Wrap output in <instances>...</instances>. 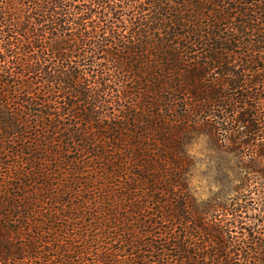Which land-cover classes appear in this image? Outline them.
I'll return each instance as SVG.
<instances>
[{"label": "trees", "instance_id": "obj_1", "mask_svg": "<svg viewBox=\"0 0 264 264\" xmlns=\"http://www.w3.org/2000/svg\"><path fill=\"white\" fill-rule=\"evenodd\" d=\"M202 134L256 207L193 196ZM258 159L264 0H0V264H264Z\"/></svg>", "mask_w": 264, "mask_h": 264}, {"label": "rangeland", "instance_id": "obj_2", "mask_svg": "<svg viewBox=\"0 0 264 264\" xmlns=\"http://www.w3.org/2000/svg\"><path fill=\"white\" fill-rule=\"evenodd\" d=\"M229 147L232 146L217 141L212 134H202L187 146L188 154L195 163L189 178L190 191L200 202L221 200L228 205H231L233 200L237 201V198L245 195V198H240L238 202L249 208L256 207L259 192L262 191L263 179L257 172H252L247 168L250 167V164L246 162L249 159V156H246L248 155L247 149L236 147L237 150L233 151ZM257 161L258 166L263 167V160L258 159ZM244 183H249L250 189H241ZM251 213L252 211L246 214L248 215L246 219H250ZM94 214L98 215L95 211L84 215L83 219L76 221L78 226L80 224H95ZM74 232L75 230H72V233ZM19 243L24 244L25 242ZM109 246H120V243L110 242ZM37 261L29 259L21 264H40ZM49 264L52 263L49 261Z\"/></svg>", "mask_w": 264, "mask_h": 264}]
</instances>
